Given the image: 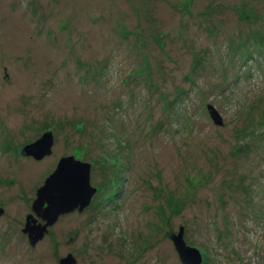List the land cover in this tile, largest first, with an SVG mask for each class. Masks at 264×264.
<instances>
[{
  "label": "rangeland",
  "instance_id": "1",
  "mask_svg": "<svg viewBox=\"0 0 264 264\" xmlns=\"http://www.w3.org/2000/svg\"><path fill=\"white\" fill-rule=\"evenodd\" d=\"M69 155L96 192L31 245ZM0 209V264H182L180 227L202 264H264V0H0Z\"/></svg>",
  "mask_w": 264,
  "mask_h": 264
},
{
  "label": "water",
  "instance_id": "2",
  "mask_svg": "<svg viewBox=\"0 0 264 264\" xmlns=\"http://www.w3.org/2000/svg\"><path fill=\"white\" fill-rule=\"evenodd\" d=\"M208 110L214 119L220 120L212 106L209 105ZM52 143V133L48 131L27 145L22 154L40 159L51 152ZM90 177V163L76 159L73 155L60 158L54 171L37 189L36 198L32 203V211L37 218L32 214L26 216L23 232L31 245H35L60 216L74 210L83 211L91 203L96 188L91 185ZM170 238L182 264H202L201 251L185 243L183 227H180L177 235L172 234ZM59 264H75V259L69 254L62 258Z\"/></svg>",
  "mask_w": 264,
  "mask_h": 264
},
{
  "label": "clouds",
  "instance_id": "3",
  "mask_svg": "<svg viewBox=\"0 0 264 264\" xmlns=\"http://www.w3.org/2000/svg\"><path fill=\"white\" fill-rule=\"evenodd\" d=\"M203 260H204V258H203ZM202 263H203V261H202Z\"/></svg>",
  "mask_w": 264,
  "mask_h": 264
}]
</instances>
